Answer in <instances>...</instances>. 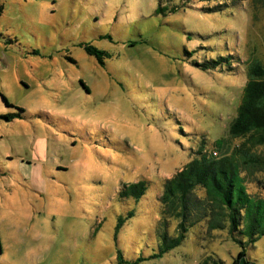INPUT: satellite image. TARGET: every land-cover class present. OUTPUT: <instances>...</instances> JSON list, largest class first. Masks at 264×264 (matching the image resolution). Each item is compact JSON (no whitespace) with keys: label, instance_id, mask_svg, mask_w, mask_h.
I'll return each mask as SVG.
<instances>
[{"label":"rangeland","instance_id":"1","mask_svg":"<svg viewBox=\"0 0 264 264\" xmlns=\"http://www.w3.org/2000/svg\"><path fill=\"white\" fill-rule=\"evenodd\" d=\"M254 58L264 0H0V264H232L237 239L264 264V237L205 221L168 251L157 236L164 183L242 143L230 125ZM257 169L243 176L264 198ZM139 181L142 200L123 199Z\"/></svg>","mask_w":264,"mask_h":264},{"label":"trees","instance_id":"2","mask_svg":"<svg viewBox=\"0 0 264 264\" xmlns=\"http://www.w3.org/2000/svg\"><path fill=\"white\" fill-rule=\"evenodd\" d=\"M231 1L235 4L247 0ZM218 5L214 9L228 7V3ZM160 9L168 10L166 7ZM175 11L176 8H172V12ZM88 50L99 57L104 55L96 49ZM246 69L241 103L230 125L231 136L243 139L242 143L234 147L230 155L221 157L200 150L194 160L163 185L159 198L162 211L157 236L164 241V251L181 246L189 231L204 221L209 232L230 228L234 236L248 238L252 245L264 237V198L249 192L242 170L258 167L257 171L264 172V158L252 153L255 148L264 146V63L254 58ZM1 96L7 106H11L7 97ZM226 142L225 138L218 139L215 142L217 149L223 150ZM148 189L149 184L143 181L127 184L121 191V197L140 201ZM133 215L134 212H131L130 217ZM175 221L177 225L172 235L170 225ZM237 241L242 250L232 264H255L248 258L245 242ZM218 264L227 263L220 261Z\"/></svg>","mask_w":264,"mask_h":264}]
</instances>
